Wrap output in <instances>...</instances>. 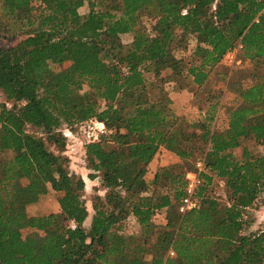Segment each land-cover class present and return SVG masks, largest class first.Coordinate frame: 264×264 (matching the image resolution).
<instances>
[{
	"label": "trees",
	"instance_id": "16d2710c",
	"mask_svg": "<svg viewBox=\"0 0 264 264\" xmlns=\"http://www.w3.org/2000/svg\"><path fill=\"white\" fill-rule=\"evenodd\" d=\"M85 2L89 12L80 17ZM141 13L152 17L154 37L138 28ZM10 31L23 39L0 48V154L14 151L0 162V264H264V230L243 234L245 210L264 193V157L241 147L264 144V73L236 86L225 130L212 129L217 103L194 125L206 147L196 209L178 212L189 167L157 171L152 185L161 178L169 188L156 204L132 199L159 148L183 162L197 158L161 89L181 74L170 45L195 38L188 74L197 87L237 46L244 60L264 66V0H0V35ZM125 34L132 36L128 47L118 38ZM48 62L68 67L42 73ZM167 71L169 77L155 79ZM123 96L129 106L121 110ZM90 119L107 129L83 147L89 179L98 174L106 194L93 204L86 228L84 181L26 128L55 143L62 127ZM214 181L223 183V196L210 190ZM49 189L57 213L28 216L18 207ZM162 209L166 225L155 226L151 218ZM126 215L139 233L123 231ZM169 250L175 258L166 257Z\"/></svg>",
	"mask_w": 264,
	"mask_h": 264
},
{
	"label": "rangeland",
	"instance_id": "374dc122",
	"mask_svg": "<svg viewBox=\"0 0 264 264\" xmlns=\"http://www.w3.org/2000/svg\"><path fill=\"white\" fill-rule=\"evenodd\" d=\"M88 12L89 8L87 2H85L83 6L78 9V13L80 17H84ZM152 26V17L141 13L138 28L143 31L145 30L150 37H154L156 34L152 31ZM18 33L17 31H10L9 34L4 33L5 36L0 35V48L11 49L17 45L21 39H23ZM0 34L2 33L0 32ZM118 38L124 47H128L132 41V36L130 34L121 35ZM196 48L197 42L195 38L190 35L185 36L183 39L178 38L170 45L171 53L174 58L182 62L181 74L179 76H173L171 81H165L161 89L170 101L169 108L178 118V121H181L182 128L189 134L191 139L187 147L193 149V156L197 158L195 159L193 157L191 163L188 161L183 162L175 153L164 147L159 148L153 159L149 162L145 174L142 177L143 186L133 193L132 199L134 202L145 199L152 200V203L156 204L159 198L168 192L169 183L164 179L158 178L157 184L152 185L155 174L162 168L181 166V169L185 170V167H189V171H183L185 173V185L187 176H191L194 172L199 174L200 184V173L203 169L198 172L196 169V162H203L202 158L205 156L206 147L198 141V137L201 136L202 132L198 128L195 129L194 125L198 126L200 123H203L202 121H204L207 111L209 112L211 106L217 103L212 129L218 132L225 130L227 126V114L235 106L233 101L235 99L236 86L239 84L247 85L249 84V80L264 73V66L260 62H253L247 59L244 60L242 58L241 48L237 46L234 50L229 52L231 53L229 57H227L229 54L227 53L217 65L209 70L208 80L201 87H197L192 83V78L188 74L192 54ZM194 61H197V59ZM67 67L68 64L66 63L60 65L58 63L48 62L42 73L48 70L60 71ZM169 75H171L170 71L162 72L160 76L155 79L159 80L161 77L166 79ZM85 91H87V89L83 87L80 94H83ZM152 98L155 100L159 99L157 89L154 90ZM3 100L4 98L0 94V102ZM101 106L103 107V104H101ZM128 106L129 98L123 96L118 104V108L123 110ZM88 122L101 123L97 119H90L82 123ZM82 123H78L72 128L71 132L73 134L71 135L68 133V130L62 127L61 130L57 131L55 134L57 141L55 143L46 141L44 135L33 127H27L26 130L29 134L42 137L47 149L55 156H59L65 160V167L68 173L84 181L82 199L88 211V218L84 225L88 228L93 215L92 206L97 201H104L106 190L101 186V179L98 174H95V178L89 179V175L94 173L87 167L83 150L86 143H84L81 133L78 130V126ZM105 130L107 134L106 127ZM242 146L246 147L256 156L264 157V144L258 145L251 141H246L242 143L241 147ZM237 151L240 152L241 148ZM12 156H14V151L0 154V162ZM181 169L177 171L182 172ZM210 190H212L215 195L223 196L224 185L222 182L214 181ZM18 207L24 210L28 216H45L59 211L57 195L50 189L45 195L39 196L36 199L27 198L20 200L18 202ZM244 221L247 223L243 230V234L245 235L264 230V193L258 197L257 201L250 208L245 210ZM151 223L159 227L166 225V211L164 209L155 211L151 218ZM121 224L126 234L132 235L139 233V225L131 216L126 215L122 219ZM27 233L28 230H24L22 234L25 236ZM155 237L156 236H153L152 239Z\"/></svg>",
	"mask_w": 264,
	"mask_h": 264
},
{
	"label": "built area",
	"instance_id": "2783aa9c",
	"mask_svg": "<svg viewBox=\"0 0 264 264\" xmlns=\"http://www.w3.org/2000/svg\"><path fill=\"white\" fill-rule=\"evenodd\" d=\"M231 53L227 55L229 57ZM78 130L81 133V136L86 144H92L99 141V139L106 134L105 127L102 123H82L78 126ZM69 131V130H68ZM70 130L68 133L73 134ZM197 171L203 169V162H196ZM199 185V174L194 172L191 176H187L186 185L184 188V196L181 199L178 207V212L180 214L187 213L191 210H194L198 207V203L195 199V191ZM70 228L74 229L75 224L71 223ZM167 258L173 259L176 257L175 253L172 250H169L167 253Z\"/></svg>",
	"mask_w": 264,
	"mask_h": 264
}]
</instances>
